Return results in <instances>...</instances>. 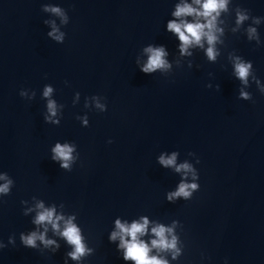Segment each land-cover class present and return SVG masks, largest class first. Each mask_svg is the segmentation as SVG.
<instances>
[{
    "label": "water",
    "instance_id": "95a60500",
    "mask_svg": "<svg viewBox=\"0 0 264 264\" xmlns=\"http://www.w3.org/2000/svg\"><path fill=\"white\" fill-rule=\"evenodd\" d=\"M184 3L201 7L0 0V186L8 184L0 264H136L124 258L119 235L110 237L117 220L144 218L139 239L150 248L153 227L172 229L165 235L176 237L175 258L174 250L149 252L168 264H264V0H227L215 60L206 40L182 54L168 30L171 20L204 22L174 16ZM238 13L247 16L240 24ZM149 46H162L170 67L142 72ZM236 58L252 65L247 84L235 75ZM57 143L72 148L68 168L52 158ZM173 153L192 171L160 163ZM182 181L199 187L169 200ZM40 203L62 217L59 230L34 223ZM67 220L86 248L79 259L60 234ZM32 232L54 243L26 246L21 237Z\"/></svg>",
    "mask_w": 264,
    "mask_h": 264
},
{
    "label": "clouds",
    "instance_id": "9594fccd",
    "mask_svg": "<svg viewBox=\"0 0 264 264\" xmlns=\"http://www.w3.org/2000/svg\"><path fill=\"white\" fill-rule=\"evenodd\" d=\"M194 2L201 7L199 9L194 8L192 5L184 3L176 6V10L173 13L176 17H203L204 22H201L199 19H193L191 22L185 19L179 21L171 20L168 22V30L176 33L181 42L180 50L182 54H189L188 48L191 45H199L203 47L202 41L206 40L209 47L206 49V54L209 60L216 59V51L214 44L217 41L216 32L222 31L216 27V18L220 14V10H226L227 0H194ZM57 14H61L59 8L53 7L48 9ZM247 16L242 13L237 15V24L242 23ZM258 22V21H257ZM56 29L53 28V31L49 33L57 40L62 39V34L56 36ZM254 28L249 29V36L255 33ZM149 53L147 63H145L141 71L144 73H152L158 69H167L170 67L168 62L165 59L167 55L165 49L161 47H151L145 49ZM252 65L250 63H245L240 61L239 58H236L234 63V72L235 75L244 83H248V77L250 74V68ZM258 83V81H257ZM52 91L51 88H46L44 95L48 96ZM241 97L248 99L249 95L246 92L241 91ZM49 111L55 115V104L49 102L48 104ZM54 155L53 160L61 161V167L68 168L69 161L72 159L71 152L72 148L67 144L61 145L59 143L52 149ZM160 163L165 167L175 166L177 172L185 170V175L188 171H192L191 165L188 163H183L176 165V153H173L172 156L165 158L164 156L160 157ZM195 176V174H194ZM2 178V177H0ZM8 183H11L9 181ZM198 184L195 182H185L182 181L177 190L168 194V199L172 200L174 198L183 197L188 199L191 197L192 193L198 189ZM0 192H8V184L0 186ZM38 208L42 209L38 212L34 223L37 225L40 224H51L54 230H59L60 226L58 221L62 219L61 216L54 215V209H46L43 204L40 203L37 205ZM148 220L143 219V222H133L131 225L121 223L119 220L116 221V227L119 230L118 232H113L110 239L115 240L119 235L120 237V247L125 250L124 258L134 260L136 264H168L166 260L160 259L155 256H149L151 248H158L162 250H174L173 257L175 258L176 254L179 253V249L176 247V237L172 236L171 239H168L165 235L166 232H172L171 228H165L163 225H157L152 228V233L155 235V239L151 240V248L143 240L139 239L140 235H143L147 231ZM60 234L67 240V242L74 246V250L68 253L72 259H79L86 253V248L82 242L80 230L71 222V220L65 221V227L60 232ZM130 237V239H126ZM23 243L29 247H36V240H41L45 245L54 243V241L46 240L43 233L32 232L31 234L21 237Z\"/></svg>",
    "mask_w": 264,
    "mask_h": 264
}]
</instances>
